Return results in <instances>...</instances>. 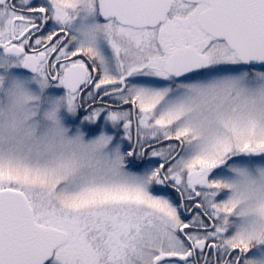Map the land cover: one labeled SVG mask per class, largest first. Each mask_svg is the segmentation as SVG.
I'll use <instances>...</instances> for the list:
<instances>
[{
  "label": "snow or ice",
  "instance_id": "snow-or-ice-1",
  "mask_svg": "<svg viewBox=\"0 0 264 264\" xmlns=\"http://www.w3.org/2000/svg\"><path fill=\"white\" fill-rule=\"evenodd\" d=\"M0 55L136 165L0 139V264H264L232 191L264 165V0H0Z\"/></svg>",
  "mask_w": 264,
  "mask_h": 264
},
{
  "label": "clouds",
  "instance_id": "clouds-1",
  "mask_svg": "<svg viewBox=\"0 0 264 264\" xmlns=\"http://www.w3.org/2000/svg\"><path fill=\"white\" fill-rule=\"evenodd\" d=\"M22 66V61L0 55V139H17L41 151H67L88 163L126 166L122 145L112 147L114 135L102 131L87 140L86 133L79 128L75 135H69L71 128L65 125L61 112L66 109L75 116L78 111L68 105L66 95H48L53 84L46 77L15 71ZM260 169L264 165H257L251 174L240 177V184L232 186V191L237 208L245 210L251 229L264 234V176ZM261 243L264 235L248 241L250 249Z\"/></svg>",
  "mask_w": 264,
  "mask_h": 264
},
{
  "label": "flooded vegetation",
  "instance_id": "flooded-vegetation-1",
  "mask_svg": "<svg viewBox=\"0 0 264 264\" xmlns=\"http://www.w3.org/2000/svg\"><path fill=\"white\" fill-rule=\"evenodd\" d=\"M25 76H30L26 70L16 69ZM67 94V89L63 86H59L54 83L51 88L48 89V95L55 97H62ZM86 112L84 110H79L75 116L68 113V111L62 110L61 116L64 118V123L66 126L71 128L70 132H77L79 128L84 133H86V138L94 139L96 138L102 131H106L108 134L114 135V142H121V136L123 134V129L119 130L113 126L112 122L106 119L107 114H103L95 123L91 121H87L84 119ZM74 134V133H73ZM136 167L135 164H129L126 161V168L129 170H133Z\"/></svg>",
  "mask_w": 264,
  "mask_h": 264
},
{
  "label": "rangeland",
  "instance_id": "rangeland-1",
  "mask_svg": "<svg viewBox=\"0 0 264 264\" xmlns=\"http://www.w3.org/2000/svg\"><path fill=\"white\" fill-rule=\"evenodd\" d=\"M17 73H19V74H21V75H23L22 73H20V72H18V71H16ZM74 133V134H73ZM76 134V132H69V135H75ZM85 139H87V140H91V139H89V138H86L85 137ZM117 144H120V145H122V151H123V153H124V149H125V145L122 143V142H114L113 141V145H112V147H115V145H117ZM112 147H110L109 148V151H111L112 150ZM126 167V166H125ZM126 170H129V169H127L126 168Z\"/></svg>",
  "mask_w": 264,
  "mask_h": 264
},
{
  "label": "water",
  "instance_id": "water-1",
  "mask_svg": "<svg viewBox=\"0 0 264 264\" xmlns=\"http://www.w3.org/2000/svg\"><path fill=\"white\" fill-rule=\"evenodd\" d=\"M27 71V70H26Z\"/></svg>",
  "mask_w": 264,
  "mask_h": 264
}]
</instances>
